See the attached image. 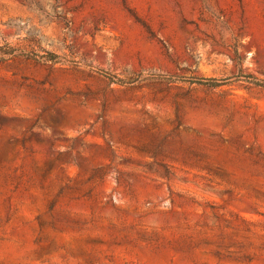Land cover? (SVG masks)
I'll use <instances>...</instances> for the list:
<instances>
[{"label":"rangeland","instance_id":"374dc122","mask_svg":"<svg viewBox=\"0 0 264 264\" xmlns=\"http://www.w3.org/2000/svg\"><path fill=\"white\" fill-rule=\"evenodd\" d=\"M6 44L0 264H264V0H0Z\"/></svg>","mask_w":264,"mask_h":264},{"label":"trees","instance_id":"16d2710c","mask_svg":"<svg viewBox=\"0 0 264 264\" xmlns=\"http://www.w3.org/2000/svg\"><path fill=\"white\" fill-rule=\"evenodd\" d=\"M16 54V50L14 49H10L9 45H4V46H0V61H3L2 57H12ZM23 57H27V58H32V59H36L38 56L35 55H31V54H23ZM43 59L46 60V62L49 63H56L57 60V56H55L52 53H47V56L42 57ZM96 74H98L99 76H101L102 78L108 80L110 83H116L114 82V77L109 75L107 72H104L103 70H97L95 71ZM246 81L255 84L256 86L259 87H264L263 84H259V82H254L255 80L251 77H245ZM214 80H199L198 83L200 84H204V85H215Z\"/></svg>","mask_w":264,"mask_h":264}]
</instances>
